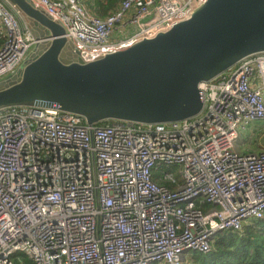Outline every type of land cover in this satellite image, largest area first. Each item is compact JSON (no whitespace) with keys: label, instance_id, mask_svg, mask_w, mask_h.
Masks as SVG:
<instances>
[{"label":"built area","instance_id":"1","mask_svg":"<svg viewBox=\"0 0 264 264\" xmlns=\"http://www.w3.org/2000/svg\"><path fill=\"white\" fill-rule=\"evenodd\" d=\"M88 1L33 0L84 62L168 31L206 0H122L106 17ZM13 8L0 0V78L39 42ZM199 87L202 111L170 123L0 109V264H190L217 233L264 219V151L236 149L264 119V52Z\"/></svg>","mask_w":264,"mask_h":264},{"label":"water","instance_id":"2","mask_svg":"<svg viewBox=\"0 0 264 264\" xmlns=\"http://www.w3.org/2000/svg\"><path fill=\"white\" fill-rule=\"evenodd\" d=\"M8 1L30 19L39 42L13 79L0 81V109L58 108L88 124L181 121L202 111L200 83L264 52V0H206L168 31L89 62L33 0Z\"/></svg>","mask_w":264,"mask_h":264},{"label":"trees","instance_id":"3","mask_svg":"<svg viewBox=\"0 0 264 264\" xmlns=\"http://www.w3.org/2000/svg\"><path fill=\"white\" fill-rule=\"evenodd\" d=\"M119 1L121 0H107L106 4L101 0H89L88 3L104 13L105 10H100L104 4L108 9ZM1 39L0 37V41ZM20 259L21 263L16 260L18 264H31L24 255ZM190 264H264V219L248 222L241 231L227 230L217 233L212 250L206 254L192 253Z\"/></svg>","mask_w":264,"mask_h":264},{"label":"crops","instance_id":"4","mask_svg":"<svg viewBox=\"0 0 264 264\" xmlns=\"http://www.w3.org/2000/svg\"><path fill=\"white\" fill-rule=\"evenodd\" d=\"M6 1H7V3H10L8 0H6ZM104 1L105 0H102V2H104ZM119 5H120V1L117 2V4L115 6L107 9L105 7L106 5L104 4L103 10H105V11H104V13H101V12H99L98 9H96V7H94V6H92V5H90L88 3V7L93 12V14L98 15V16H101V17H106L108 14H110L113 11H115L119 7ZM13 9H14V11L16 13L17 18L19 19V21L21 23L22 29L24 31L28 30V31H30L32 33V35H34V33L32 31V24L30 23V19L27 16H25L21 11H19L17 8H13ZM133 30H134V27L133 26H131L129 28H126L122 32H120L119 30H117L116 33L113 34L112 39L113 40H118L120 38H124V37L130 35L133 32ZM2 42H3V38L0 41V46H1ZM257 124H260L261 125V128H259V126H257ZM261 131L264 132V119L251 121L241 131L240 136H239V139H240L242 137V135H246V137L248 139V142H247L248 150H245L244 148L241 150L239 148L240 144H239V140H238V143H237V146H236L237 152L238 153H241V154L249 153V152H255V153L263 152L264 149H262L259 146L260 143H259V140H258V137L262 138V141H263L262 143L264 144V133H261ZM178 178H180V177L178 176Z\"/></svg>","mask_w":264,"mask_h":264},{"label":"rangeland","instance_id":"5","mask_svg":"<svg viewBox=\"0 0 264 264\" xmlns=\"http://www.w3.org/2000/svg\"><path fill=\"white\" fill-rule=\"evenodd\" d=\"M122 1V0H121ZM120 1V2H121ZM106 4H108V2H107V0H105L104 1ZM91 3V2H90ZM116 5V4H115ZM114 5V6H115ZM101 11H103V7H101V9H100ZM39 45V44H38ZM37 45V46H38ZM35 48H36V44L30 49V51H29V54L31 53V52H33L34 50H35ZM28 54V55H29ZM75 58H76V56H74ZM12 76H14V71H12V72H10V73H8V74H6L5 76H3V77H1L0 78V81H1V83H4V84H7V83H9V80H12L13 78H12ZM4 86V85H3ZM257 126H259V128H261V125L260 124H257ZM256 132V131H255ZM261 133H264L263 131H261ZM258 140H259V146L262 148V149H264V144L262 143L263 141H262V138H260V137H258ZM247 142H248V139H247V137H246V135H242V137L239 139V144H240V146H239V148L242 150L243 148L245 149V150H248V145H247ZM250 142V141H249ZM191 257H192V255H190Z\"/></svg>","mask_w":264,"mask_h":264}]
</instances>
